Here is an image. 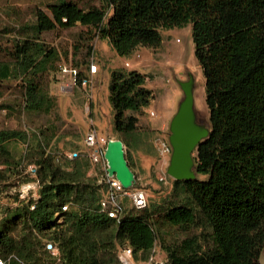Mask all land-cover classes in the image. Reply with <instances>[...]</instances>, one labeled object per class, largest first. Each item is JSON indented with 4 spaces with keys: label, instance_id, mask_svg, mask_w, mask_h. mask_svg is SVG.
Listing matches in <instances>:
<instances>
[{
    "label": "trees",
    "instance_id": "1",
    "mask_svg": "<svg viewBox=\"0 0 264 264\" xmlns=\"http://www.w3.org/2000/svg\"><path fill=\"white\" fill-rule=\"evenodd\" d=\"M102 3V7L85 9L73 0H56L48 6L49 11L36 6V20L30 26L34 35L15 41L11 51L14 63H0V78L32 72L33 77H24L26 107L50 108L52 104H47L36 76L49 63H56L59 55L41 38L43 32L81 24L108 40L120 56L128 57L140 46L160 47L162 29L191 24L210 112V134L196 152V172L206 178L174 179L168 204L148 203L144 208L133 205L126 210L121 202L118 220L102 211L106 184L101 186L89 176L88 157L66 158L58 163L54 155L43 151L36 163L30 160L37 166L39 198L14 196L18 203L0 219V258L4 264H122L119 254L126 244L132 247L136 259L140 252L151 253L159 234L154 216L160 212L172 226L199 230L178 242L163 241L166 264H262L264 0ZM27 27L23 25L22 29ZM84 75L79 70V80ZM146 82L147 74L135 69L110 71L114 129L124 136L126 145L139 121L137 115L127 112L141 111L154 99ZM13 138L25 139L26 135L17 129L0 130V153L6 166L0 169V179L7 177L13 165H19L6 147ZM66 204H70L68 210H64ZM43 238L58 247L57 255L42 243Z\"/></svg>",
    "mask_w": 264,
    "mask_h": 264
},
{
    "label": "rangeland",
    "instance_id": "2",
    "mask_svg": "<svg viewBox=\"0 0 264 264\" xmlns=\"http://www.w3.org/2000/svg\"><path fill=\"white\" fill-rule=\"evenodd\" d=\"M55 1L0 0V63L13 64L11 51L15 41L21 37L34 35V30L30 28L36 20L34 8L38 6L49 11L48 6ZM73 1L85 9L103 6L102 0ZM110 14L111 12L108 13ZM23 25L29 27L22 29ZM161 33L163 43L160 47L140 46L131 56L122 57L108 40L95 36L93 31L81 24L43 32L41 38L56 48L59 55L56 63H49L47 69L36 76L38 78L36 82L45 94L47 104H52L50 108L31 110L26 107L27 85L24 77H33L32 72L21 75L17 73L9 79L0 78V130L17 129L26 135L25 139L13 138L6 142L7 150L19 165H13L7 177L0 179V212L3 215L8 213L9 207L13 208L16 204L14 196L19 194L20 199H33V195L35 197L39 195V177H32L27 172V164L36 163L39 153L45 151L46 154L54 155L58 163L64 162L66 158L70 159V154L74 152L79 153L78 156L88 157L91 161L90 154L93 149L86 144V138L92 123L97 128L105 148L111 138L125 139L122 134L115 132L114 111L109 99L110 71L120 67L144 71V74H147L146 86L154 92V99L149 106L138 112L132 110L127 112L128 115L135 114L139 118L137 130L127 138L130 144H125L126 155H129L136 173L134 186L127 189L130 192L136 187L145 189L149 204L169 203L167 200L174 188V178L168 174L171 154L163 155L160 142L169 138L171 120L186 98L183 84L191 80L193 77L191 73L194 74V86L196 85L194 92L196 122L208 128H211V123L205 100V78L195 56L192 25L162 29ZM93 61L99 67L94 75L96 91L86 90L82 85L75 84L72 74L62 70L63 67H77L86 74ZM126 61L131 65L126 66ZM152 111L156 115H152ZM134 145L153 153L139 154L144 168L149 170L147 173L150 172L146 178L143 177L144 179L141 178L134 163V154L138 153ZM196 156L197 153L195 161ZM164 158H167L168 166H157ZM4 159L5 156L0 153V165L5 164ZM194 169L196 170V165ZM105 173L106 167L103 162L91 161L89 176L96 178V182L101 186L106 184L103 180ZM162 176L167 180L162 181L160 179ZM195 178L204 179L206 176L196 173ZM104 186L102 190H105L106 196L107 186ZM122 197L124 208L133 209L132 197L129 195ZM154 217L159 232L155 244L158 264H166L168 254L163 241L178 242L199 230L189 231L190 228L187 227L172 226L165 221L164 215L160 212ZM41 241L46 247L51 243L47 238ZM148 255L140 252L138 259L135 258V264H146L145 259ZM259 261L264 264V248Z\"/></svg>",
    "mask_w": 264,
    "mask_h": 264
},
{
    "label": "water",
    "instance_id": "3",
    "mask_svg": "<svg viewBox=\"0 0 264 264\" xmlns=\"http://www.w3.org/2000/svg\"><path fill=\"white\" fill-rule=\"evenodd\" d=\"M194 77L183 84L186 98L180 104L170 124L169 142L172 146L168 174L176 180H191L196 177L195 154L199 144L210 134L211 128L196 122L194 110ZM107 172L116 177L125 188L134 186L136 173L126 156V145L122 139H109L104 152Z\"/></svg>",
    "mask_w": 264,
    "mask_h": 264
},
{
    "label": "built area",
    "instance_id": "4",
    "mask_svg": "<svg viewBox=\"0 0 264 264\" xmlns=\"http://www.w3.org/2000/svg\"><path fill=\"white\" fill-rule=\"evenodd\" d=\"M131 63L129 61H126V66H130ZM62 67V65H61ZM98 65L96 62H92L90 64V67L88 68V72L81 77L79 80V69L76 67H70L66 68L63 67V71H67L68 73L72 74V78L75 84H80L85 88L86 90H92L94 86V75L98 71ZM152 115H156L154 111H152ZM86 144L93 149V152H91L90 157L91 161L95 163L103 162V164L106 167V173L104 176V182H106L107 185V194L105 197H103L101 201L102 205V211L108 212L111 216L114 218H117L119 220L120 214H121V201L122 196L129 195L133 199V205L137 208H144L148 205V194L145 189L138 188L133 192H130L127 188H125L120 180H118L116 177H111L108 175L107 172V161L104 158V152H105V146L103 142L100 140V136L98 133L97 128L92 123V127L90 128L89 132L87 133L86 138ZM160 147L163 155H169L172 153V146L169 142V139H162L160 142ZM79 153H72L70 154V159H73L77 157ZM6 166L0 165V169H5ZM27 172L32 177H37V166L35 164H30L27 168ZM160 179L167 180L164 176L160 177ZM39 185V183H38ZM34 196V200H37L39 198V195L37 197ZM18 202H16L17 204ZM35 205H32V208H34ZM70 208V204H66L64 206V210H68ZM3 217V213L0 212V219ZM58 220H62V217H58ZM48 248L51 250V252L54 255H57L59 253V249L57 246H54L52 243L48 244ZM120 261L122 264H135V258L133 249L130 245L126 244L122 247V250L119 254ZM4 260L0 258V264H4ZM146 264H158L157 255H156V247H154L147 259L145 261Z\"/></svg>",
    "mask_w": 264,
    "mask_h": 264
},
{
    "label": "crops",
    "instance_id": "5",
    "mask_svg": "<svg viewBox=\"0 0 264 264\" xmlns=\"http://www.w3.org/2000/svg\"><path fill=\"white\" fill-rule=\"evenodd\" d=\"M139 48V47H138ZM137 48V49H138ZM136 49V50H137ZM116 51V50H115ZM142 71V70H141ZM143 73H144V71H142ZM97 79H98V77H97ZM100 79V78H99ZM96 89V85L94 84V86H93V88H92V91H94ZM96 91V90H95ZM98 94V93H97ZM94 97H95V94H94ZM137 151H138V153H135L134 154V163H135V165H136V167H137V171H138V173L140 174V176H142L141 178H146L149 174H150V172L149 173H147L149 170H147V169H145L144 168V166H143V164H142V162L140 161V159H139V154H141V153H147V154H151V155H153V153L151 152V151H149V150H147L146 148H140V149H137ZM168 164V160H167V158H164L162 161H159V163L157 164V166L159 165V166H163V165H167ZM152 166H154L153 164H152ZM168 166V165H167ZM143 174V175H142ZM143 178V179H144ZM147 182L148 183H150V181L149 180H147Z\"/></svg>",
    "mask_w": 264,
    "mask_h": 264
},
{
    "label": "bare ground",
    "instance_id": "6",
    "mask_svg": "<svg viewBox=\"0 0 264 264\" xmlns=\"http://www.w3.org/2000/svg\"><path fill=\"white\" fill-rule=\"evenodd\" d=\"M191 73V72H190ZM191 75H193V77H194V74L193 73H191ZM194 79H195V77H194ZM196 86V85H195ZM195 86H194V92H195ZM194 99H195V96H194ZM195 110H196V108H195ZM196 113H197V111H196ZM198 116V115H197Z\"/></svg>",
    "mask_w": 264,
    "mask_h": 264
}]
</instances>
